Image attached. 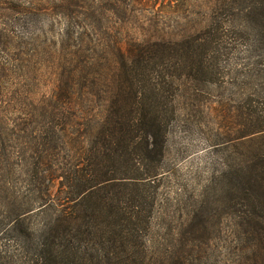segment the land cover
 <instances>
[{"label": "rangeland", "instance_id": "1", "mask_svg": "<svg viewBox=\"0 0 264 264\" xmlns=\"http://www.w3.org/2000/svg\"><path fill=\"white\" fill-rule=\"evenodd\" d=\"M263 7L256 0H0V264H20L48 239L36 210L15 221L17 211L40 205L24 172L39 155L44 109L72 87L79 104L70 114L91 115L68 118L81 141L71 146L80 166L125 182L108 193L114 200L94 189L84 205L100 215L79 219V230L54 241V254L70 249L71 264H264V220L241 219L240 189L253 162L262 161L256 170L264 174V81L249 52ZM126 97L135 104L117 107L118 115L166 119L149 135V148L161 141V155L138 148L148 126L135 125L130 145L103 159L99 137L109 130L96 116ZM93 161L102 164L91 170ZM136 167L157 174L127 178ZM77 233L82 243L71 240Z\"/></svg>", "mask_w": 264, "mask_h": 264}, {"label": "trees", "instance_id": "2", "mask_svg": "<svg viewBox=\"0 0 264 264\" xmlns=\"http://www.w3.org/2000/svg\"><path fill=\"white\" fill-rule=\"evenodd\" d=\"M256 1L264 5V0ZM254 35V40H252L253 44L249 52L256 55V60L258 58L259 67L257 69V74L264 81V10L259 17ZM86 81L83 83L85 86L88 83L90 86L93 85V83H90L91 80L87 79ZM72 90L73 87L69 89V91H64L63 95L55 96L49 107L44 109L46 114L44 115L42 122L43 128L39 136L41 144V148L38 151L39 155L35 157V162L30 163V168L24 172L26 175L24 180L30 183L32 192H34V188L39 190L37 202L40 205L37 207L34 206V208L31 209L25 208L17 211L15 223L19 224L26 217V213L36 210L34 212H38V215L42 217V234L47 236L48 239L41 242V251L39 253L35 252L32 256L24 254L25 256L21 257L20 264H52L53 260L54 264L73 263L74 258L72 257V251L68 248H66V250L64 248H59L58 252L54 254V247H57L53 246L55 244L54 241H57L58 238L65 239V234L73 229L79 230L81 226V222H78L79 219L83 218L84 221L86 218L89 219L100 215L98 212H96V214L88 213L87 207L84 205L87 197L95 192V188L100 187L104 189L103 193L106 194L108 198L113 199V197L108 195L110 190L115 187V185H119L120 182H125L120 181L122 179L114 177V174L109 175L107 170L102 173L99 178H95L97 175L93 177L91 170H96L97 168L95 166L101 165L102 163L94 161L89 163L92 166L90 170L91 174L84 172L83 167L80 166L81 153L78 149L74 150V148L71 147L77 145L79 141L77 137H72L67 129V126L70 127V124L74 123L73 121L69 123L68 118H71V120L76 118H78V120H84L89 116L91 117V115H85L83 113L78 115L70 114V111L73 112L72 110L79 104L72 99V97L75 96ZM58 93L60 92L58 91ZM88 102V108L95 107L94 100L88 99ZM133 104L135 103L132 97H126L121 101L113 99L107 105L111 108V112L104 115L100 113H98L97 116L93 115L100 117V129L104 128L109 130V135H105L101 138L99 137V140H102V147L104 149L102 155L103 159L111 160L120 147H125L126 149L130 145L127 134L135 129V125L148 126V137H145L138 143V148L142 149L146 156H150L155 150L157 155L162 154L161 141L158 142L152 139V146L150 148L148 147L149 135L154 136L155 127L158 126L159 123L160 125L163 122L167 123L166 119L159 117V115L152 116L151 114L143 113L141 114V118L137 120L132 112L125 115H118L116 113L117 107L122 106L130 109L133 107ZM85 108H87L86 105ZM99 122L95 121L91 125H96ZM62 123H64V125ZM65 123L67 125H65ZM92 129L96 130V128ZM79 143L81 145V141ZM55 147L56 149H54ZM43 157L44 159H42ZM45 159L46 161L49 159V162L46 163ZM65 159L67 160L65 161ZM138 162L137 160V163ZM137 163H134V165ZM260 164H263L262 161L253 162L249 167L250 170L246 171L245 176H241V219H249L251 217L253 218L252 220H264V214L262 212L264 208V205H262L264 204V199H259L257 197V194H262L264 196V174L256 170V166ZM135 170L136 173H134V176L127 178L146 179L147 177H154L157 174L155 171L152 173L140 171V167H136ZM56 181L60 183L58 189L60 188L59 193H61L53 195L52 185L55 184ZM147 181L149 180L144 182ZM116 192L118 193V191ZM129 197H131L130 203L132 204V212L129 214H134L133 209L137 207V195L131 194ZM258 202L260 203L259 205ZM64 203L70 206L67 207ZM31 206L32 205H30V207ZM248 207L252 208L255 217L249 215ZM105 208L106 206H104L103 202L101 210L103 211ZM110 217L112 216L109 214L106 215V222H108ZM140 219L141 217L137 218L138 221ZM59 231L64 232L58 234ZM131 232L132 235L135 234L133 230H131ZM78 234L79 233L73 235L71 240L81 242L78 239L82 237H78ZM83 234L86 235L85 233ZM84 235L83 238H86ZM47 243H49L48 246L45 245Z\"/></svg>", "mask_w": 264, "mask_h": 264}]
</instances>
